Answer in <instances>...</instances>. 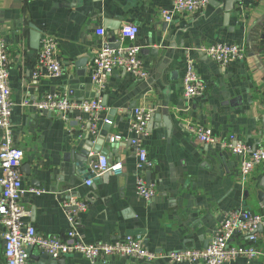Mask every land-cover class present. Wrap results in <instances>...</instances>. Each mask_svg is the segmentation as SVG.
Listing matches in <instances>:
<instances>
[{
    "label": "crops",
    "instance_id": "obj_1",
    "mask_svg": "<svg viewBox=\"0 0 264 264\" xmlns=\"http://www.w3.org/2000/svg\"><path fill=\"white\" fill-rule=\"evenodd\" d=\"M172 1L0 0V38L10 60L13 146L23 151V165L30 171V176L23 174L22 204L29 213L26 223L40 235L66 238L70 227L62 204L69 197L87 204L76 224L83 242L110 243L125 238L128 230H143L148 249L158 255L206 248L231 212L248 209L264 215L257 195L264 163L242 185L239 158L218 146L200 144L188 132L190 126L204 125L220 140L235 136L251 147L264 145V20L258 22L264 15V0L237 4L229 18L222 9L224 0H208L203 11L178 14L167 24L161 12L170 9ZM30 24L41 31V38L55 39L63 69L59 78L47 77L38 67L39 48H29ZM123 25H134L139 32L133 42L122 45L150 49L140 54L147 77L135 79L122 70L109 76L99 94L104 109L96 120L78 113L62 120L22 106L24 101L33 103L64 90L73 91L77 101L96 99L94 56L113 32L119 42ZM99 30L105 35L98 36ZM217 43L244 45L245 58L218 66L199 51ZM187 59L206 86L201 98L184 96ZM139 107L151 108L157 117L143 142L153 163L146 174L150 173L156 192L149 202L136 196V156L127 133L132 110ZM88 125L90 141L101 132L109 138L101 146L108 163L121 161L123 166L121 174L93 178L90 186L86 181L92 173L76 176L66 162L70 153L81 150ZM3 232L0 226V264H5ZM234 244L246 245L245 238L237 237ZM255 246L264 255L263 233ZM42 255L32 250L31 264H43ZM66 264L89 262L73 255ZM102 264L178 263L113 257ZM251 264H264V257Z\"/></svg>",
    "mask_w": 264,
    "mask_h": 264
},
{
    "label": "built area",
    "instance_id": "obj_2",
    "mask_svg": "<svg viewBox=\"0 0 264 264\" xmlns=\"http://www.w3.org/2000/svg\"><path fill=\"white\" fill-rule=\"evenodd\" d=\"M243 1L255 5L261 0ZM207 6L208 0H173L171 8L161 12V18L169 24L178 14L201 12ZM138 32L136 26L124 25L118 34L120 46L115 50L102 48L95 54L92 80L98 93L96 99L77 101L74 99L73 91L64 90L60 94L47 95L33 103L24 101L22 106L32 107L37 112L56 114L62 120H67L72 113L88 114L96 120L100 111L104 109L99 94L104 89L109 76L122 70L135 79L147 77L140 59V49L136 46L122 45L126 41L133 42ZM97 35L103 36L105 32L99 30ZM56 51L55 39L44 35L40 40L37 65L45 69L47 77L52 79L59 78L63 73ZM199 51L220 67H227L245 58L244 45L239 43H217ZM182 85L185 98L203 97L206 86L190 59L186 60ZM11 96L9 54L6 43L0 38V226L4 231L5 264H31V251L34 249L52 259H60L65 255H80L89 264H102L113 257L149 263L164 258L170 263L178 264H235L239 260L251 264L264 257L255 246L260 227L264 234V215L254 214L248 209L225 215L218 228L212 233L205 249H186L167 255L151 252L141 236H126L110 243L83 242L76 224L79 216L86 211L87 204L76 199H69L62 204L70 227L66 238L61 240L40 235L25 221L29 213L22 204L25 193L22 172L24 153L13 146ZM152 114L151 108H134L127 130L130 145L136 156L135 192L144 202L151 201L156 195L155 186L146 181V172L153 168V163L148 158L143 144ZM188 132L200 144L218 146L222 151H228L239 158V180L242 185L247 182L251 173L264 163V145L251 147L238 141L235 136L220 140L210 127L204 125L190 126ZM116 139L119 140L120 137ZM122 167L121 161L109 164L105 156L98 155L96 165L91 170L92 178L86 181V186L91 185L93 178H99L104 174H121ZM237 237L245 238L246 245H235L234 241Z\"/></svg>",
    "mask_w": 264,
    "mask_h": 264
},
{
    "label": "water",
    "instance_id": "obj_3",
    "mask_svg": "<svg viewBox=\"0 0 264 264\" xmlns=\"http://www.w3.org/2000/svg\"><path fill=\"white\" fill-rule=\"evenodd\" d=\"M243 2V0H224V3L222 5V9L225 12V18H229V15L235 10V6L237 4L241 5ZM264 20V15H262L259 19L258 22H261ZM124 26V25H123ZM122 26V27H123ZM30 31H29V43L30 46L29 48L33 51H37V49L39 48V43L41 40V31L33 24L29 25ZM231 31H233L231 29ZM116 36H117V32H113L110 36V38L108 39V42L106 45H104V49H109V50H115L120 46V43L116 41ZM150 49H144L142 51H140V54L149 52ZM52 95V94H51ZM236 99H234L232 102H230L229 104L231 106L235 105L236 103ZM101 104L104 107V100H101ZM40 113H44L47 115H51L50 112H40ZM157 117L155 115L152 116V118L150 119L147 129L151 128L154 124V121H156ZM166 118H163V122L164 124H166V127H170L169 124L166 123ZM87 133L85 135V142L81 148V150L77 153H73V154H69L67 157V161L68 163L71 164V169H73V172L75 173V175H79L83 172H86L87 174L91 172L92 168L96 165V160H97V156L96 155H105L106 151L101 149V146L103 144V141H108L109 138H107L106 133L104 135V133H100V137H98L96 140L94 141H90L89 140V135H90V130H91V125L87 126ZM90 153H92L93 155H90ZM221 157V155L219 156ZM22 172L23 174H25L26 176H30V171L28 170V167L26 165L22 166ZM91 176V175H90ZM88 177V176H86ZM146 181L148 184L151 183V175L150 173L146 174ZM259 187L261 189V191H259L257 193L258 195V200L262 203V206L264 208V177H262L261 182L259 183ZM70 199V197L68 198ZM258 233H262V229L261 227L258 229ZM145 235V231L143 230H128L126 232V236L129 237H136V236H144ZM144 244L147 246V241H144ZM205 249V248H204ZM73 255H65L60 259H52L50 256L43 254L40 258L41 262L43 264H51V263H55V264H66V259L68 258H72ZM53 261V262H52Z\"/></svg>",
    "mask_w": 264,
    "mask_h": 264
}]
</instances>
